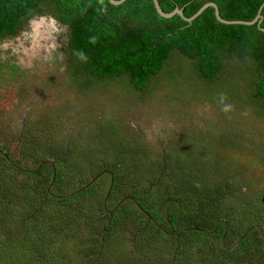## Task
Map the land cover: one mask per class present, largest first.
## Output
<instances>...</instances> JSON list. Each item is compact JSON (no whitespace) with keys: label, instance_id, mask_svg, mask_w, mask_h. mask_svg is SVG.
<instances>
[{"label":"trees","instance_id":"16d2710c","mask_svg":"<svg viewBox=\"0 0 264 264\" xmlns=\"http://www.w3.org/2000/svg\"><path fill=\"white\" fill-rule=\"evenodd\" d=\"M158 1L164 11L171 12L176 7L183 8L184 15L190 18L197 14L204 5L214 2L219 7L221 17L228 21H252L264 5V0ZM46 14H49L58 23L61 33L65 32L63 35V46L60 48L61 57L56 58L55 65L50 69L58 65L59 62L63 64L65 70H67L66 76L69 79V88L72 87L76 91L70 92L69 94L71 95L69 96H74L79 92L87 96L99 89L119 88V98L128 92L129 96L136 101L139 98L142 100L147 98L153 100L162 91V88L166 86V81L174 80L173 82H178L179 79L185 80L187 77L182 76L184 75L182 70L184 65H190L193 68L192 73L195 75V79L193 86L189 89V93H192V95H194L193 93H200L201 88L205 90L206 85L208 86L212 83L219 85L221 88L225 87L229 90L228 95L222 94L226 97L225 103L231 105L233 101L239 98L242 99L244 109L253 115V119L261 127L264 124V7L261 11L263 17L261 22L229 25L217 19L213 7L208 8L192 22L179 14L166 18L158 13L154 0H127L122 5L113 4L110 0H0V43L6 39H14L31 25V20L34 17ZM181 56L184 58V62L186 61L183 66L177 60ZM239 61L244 62L247 67L242 70L240 68V63L242 62L239 63ZM236 64L240 70L236 74L230 75L233 72L232 68ZM227 70L231 71L226 72ZM54 76L51 75V79H54ZM122 82L123 84H121ZM239 85L241 89H239ZM200 95H196L198 100L202 98ZM171 97L176 98L177 96L171 95ZM180 98L178 96V99ZM59 101L62 103L65 100L61 99ZM43 103L44 101H42ZM82 104H73L75 106L74 109H79L77 114L82 115L81 110H83L84 114L91 110L82 108ZM218 105V109L223 115L224 112L221 110L220 103ZM118 123L119 134H121L120 143L124 139L126 140L124 146L130 152L127 157H129V160L132 159L131 164H134L133 158L140 157L139 154L143 151L138 145H133L131 140L128 141L127 138L130 131L128 128H130V125L119 119ZM35 130L37 129L28 128L25 130L22 136L24 139L19 141L22 143V152L15 158L11 156L9 149H0V156H2L0 157V170H3L0 173V264H28L31 260L36 259L37 254L41 253L42 247H40L41 251L33 250L32 248L30 250L28 247V244L33 242L30 236L34 228L32 224L39 213L33 214L34 221L32 220L30 225H25L23 219L27 216L25 217L21 214L23 218L19 219L15 215V212L18 211H15L16 209L13 207L22 205L23 210L36 208L40 213L44 212V207L49 210L50 207L48 205L51 203L48 199L55 197L52 192L53 185L57 184L62 177V168L59 166V156L62 150L60 151L56 147L46 146L41 143L40 134H33ZM117 132L118 130L116 129L115 136H118ZM261 138L264 140V136ZM252 141L251 139L250 144L253 145L252 150L254 152L252 153L256 154L255 164L259 163V165H262L264 151L260 152L259 147L255 145L257 141ZM130 143L133 146L129 145ZM223 151H225V154L229 153L228 149ZM29 154L31 156H28ZM121 154L119 152V155H114L116 158L119 157V162L114 163L118 173V180H114L111 177L107 199L103 198L91 215H86V212L85 215H82L85 210V200L81 201L80 198L84 193L94 192V187L75 192L74 195L70 194L72 195L71 197H59V195H56L58 196V198H55L57 201L56 206H59V208H51L53 209L50 211L52 214L48 215L47 213V216L50 222H53L51 219H54L57 226L55 225V228L49 227L45 231L42 230L41 235H43L44 240H50L53 232L58 235L63 226L68 227L75 222L80 225L83 224L87 228L89 225L92 227V225L96 224H91V219L96 221L97 218L106 219L107 223L105 226L108 225V229L105 234H108L109 238L116 233L117 227H122L121 224H129L127 226L130 231L132 228L131 223L137 220L138 224L132 229L135 231L141 228L140 221L145 218L144 213H139L135 206L126 205L127 202L121 203V199H129L126 196L130 194L132 196L134 194L136 199L139 197L135 193L136 191L125 193L123 190L124 180L127 182L132 178L133 173H130V164H126L124 160L120 159ZM229 154L232 155V153ZM26 155L28 157L27 161ZM208 157L215 156L209 154ZM218 157L211 164L212 175L208 176V178L182 176L176 184H172L165 178L167 173L161 176L164 177V180L158 190L157 188L150 189L146 198L139 202L141 210L146 213V219L147 216L152 218V220L145 221L143 224L148 228L152 227L157 234L159 233L158 235H162V226L165 227L164 229L167 228L163 224L168 222L170 216H176L177 229L173 234L165 236V238L173 239L177 235H179V238L185 232L186 236L195 240L204 237L216 240L217 245L215 248H211L213 255L215 254L214 259L206 263L203 259L208 249L200 253L199 258L204 261V264H264V223L261 222L263 214L258 211V206L254 201L257 195H251L244 199L243 205L246 208L245 214L249 216L250 227L258 225L263 231L262 237H258L256 234L248 236L249 244L244 247L241 246L246 240L243 237L238 246H235L234 250L236 251L232 256L233 259L231 261L228 260L229 258L227 260L223 259L225 255L224 247L228 246V243L226 244L223 240L224 235H227V238L231 241L235 236H241V230L239 226L223 224L221 217H219L220 210L212 208L213 211H208V214H204L211 203L218 205L222 202V197L231 196L226 190L228 188L227 182L221 180L219 183H213L215 178L226 179V175L220 174L218 164L224 162V159L228 160L230 158L220 157L219 159ZM248 157L250 158V156ZM231 158L235 160V157ZM107 165L109 164L105 163L101 166L102 171L103 168L105 171L108 169L105 167ZM223 165L225 173L231 172L235 168L234 165ZM249 168L251 169V166ZM69 169H74V167H69ZM170 170L171 168H167L168 175ZM240 171L243 170H239L236 176L242 173ZM157 176L151 178L150 182L154 183V181L158 180ZM234 179L230 183L232 190L241 181L239 177ZM262 179L264 180V176ZM183 181L194 188V192L191 195H185L186 191L183 188L186 186ZM201 181L210 188L205 187L202 191L196 190V182ZM34 190L36 192L35 196H33ZM172 190L180 193L184 202L177 204L178 206L174 209V211H178L176 214L170 215L169 213L164 215L161 210L162 200L160 196L163 197L162 199L168 198V195L172 194ZM233 191L232 195L236 196ZM116 194L120 198L122 197L121 199L119 198V204L117 203L118 198H115ZM184 199L187 201V208L181 206L185 203ZM31 200L34 202L40 201L41 203L35 205ZM44 201L48 205L46 203V205L42 204ZM112 203L114 205L117 204L114 206ZM81 209L82 212L80 213ZM200 214L204 215L201 217L199 216ZM10 215L17 217V222H11V226L9 221L7 222V217ZM150 215H154L155 218L159 216L161 223L156 225L153 220L155 218ZM72 217L75 218L72 219ZM4 218L8 223V226L5 225L6 230L4 225H1L4 224ZM182 219L185 226L194 227L193 231L188 232L187 230L186 232L181 229ZM35 224L37 225L36 222ZM169 228H171V225ZM93 229L98 230L96 226ZM194 236H197V238ZM92 244L84 243L82 248L88 250L82 254L84 256L77 258L79 260L73 264H90L88 259L95 258L97 260L99 258L101 253L92 252ZM145 244L146 242L144 241L142 249L144 246H149ZM41 245H44V243ZM88 246H90V249ZM162 246L164 245L161 243L160 249ZM61 252L60 255L64 256ZM91 252L92 254L85 255V253ZM125 252L129 253V251L124 249L121 253L118 252V258L115 257L117 254H114V259H118L121 263L114 260L110 261V264H135L137 261H130ZM48 255L49 253L47 255L42 253L40 264H55L52 263L53 261ZM139 258V263L136 264L159 263L150 262L148 256ZM161 264L165 263L162 262ZM180 264L185 263L180 262Z\"/></svg>","mask_w":264,"mask_h":264},{"label":"rangeland","instance_id":"374dc122","mask_svg":"<svg viewBox=\"0 0 264 264\" xmlns=\"http://www.w3.org/2000/svg\"><path fill=\"white\" fill-rule=\"evenodd\" d=\"M64 33H61L58 23L49 14L37 15L31 20V25L18 36L0 43V149H9L11 156L15 158L22 152V143L19 141L24 139L23 133L29 128L37 129L33 134H40L41 143L62 150L59 156L62 177L57 184L53 185L52 189L55 197L48 199L50 205L46 201L42 202L50 207L49 210L44 207V212L40 213L36 208L23 210L22 205L13 207L16 209L15 211H18L15 212V215L19 219L23 218L21 214L27 216L23 219L25 225H30L31 221H34L33 214L39 213L35 220L37 225L35 222L32 224L34 228L30 236L33 242L28 244V247L30 250L37 251H41L40 247H42V251L39 255L37 254L35 260H31L28 264H40L42 253L46 255L49 253L48 256L52 259V263L73 264L88 250L82 248L84 243H93L92 252L101 253L97 260L95 258L88 259L90 264H110V261L114 260L117 262L118 259H114V254L121 253L123 249L129 251V253H125L130 261H137L135 264L139 263V257L144 258V256H148L150 262H159L158 264L162 262L165 264L210 262L215 258L211 248H215L217 245L216 240L214 241L210 237L195 240L186 236L185 232L179 238V235L173 239L165 238L176 231V216L168 218V222L163 224L167 228L164 229L165 227L162 226V235H158L159 233L157 234L152 227L144 226L143 223L152 220V218L147 216L146 219V213L141 210L139 202L146 198L150 189L157 188L158 190L164 180V177L161 176L166 173L165 178L172 184H176L182 176L208 178L212 175L211 164L219 155L220 157H230L218 164L220 174L226 175V179L215 178L213 183H219L221 180L227 182L226 190L231 196L222 197V202L218 205L211 203L204 214L213 211L212 208L220 210L219 217H221L222 223L239 226L242 236L237 235L230 241L227 235H224L223 240L226 244L228 243V246L224 247L223 259L229 258L230 261L233 259L232 256L236 251L234 250L235 246H238L243 237L246 238L244 244L241 245L243 247L249 244L248 236L256 234L258 237H262L263 231L258 225L250 227L249 216L245 214L246 208L243 205V200L251 195H257L254 201L258 206V211L263 214L261 222L264 223V180L262 179L263 182H261V178L264 176V161L262 165L255 164L256 154L252 153L254 152L253 145L250 144L251 139L252 142L257 141L255 145L259 147L260 152L264 151V140L261 138L264 136V124L261 127L253 119V115L244 109L242 99L239 98L231 103L232 112L221 115V111L218 109L219 97L222 94L228 95V89L212 83L206 85L205 90L201 88L200 93H193L194 95L189 93L190 87L194 84L195 75L192 73V66L184 65L186 61L184 62L182 56L177 60L182 63V66L184 65L182 70L184 75L182 76L187 78L179 79L178 82L166 81V86L153 100L139 98L136 101L129 96L128 92L125 95L121 94L123 96L119 98V88L99 89L87 96L80 92L69 96L70 92L76 91L72 87L69 88L67 70L63 64L59 62L58 65L50 69L55 65L56 58L61 57L60 48L63 46ZM51 63L53 64L50 65ZM245 67L247 66L244 62L240 63L242 70ZM232 69L233 72L230 75L236 74L240 70L237 68V64ZM51 75H55L54 79H51ZM239 89H241L240 85ZM171 95L177 97L172 98ZM196 95H200L202 98L198 100ZM178 96L181 98L178 99ZM61 99L65 101L61 103L59 101ZM42 101H44L43 104ZM73 104H82V108L91 110L85 114L81 110L82 115H80L77 114L79 109H74ZM118 119L130 125L127 139L131 140L133 145L141 147L143 151L139 154L140 157L133 158L134 164H131L132 159L129 160L127 157L130 152L124 146L126 140L124 139L120 143L121 134H119ZM116 129L118 136H115ZM131 143L129 145L133 146ZM231 146L232 148H230ZM226 149L232 155L225 154L223 150ZM119 152L122 153L120 159L124 160L126 164H130V173L135 175L132 174V178L127 182L124 180L125 183L122 185L124 192L136 191L135 193L139 197L142 196L136 199L134 194L133 196L130 194L126 196L129 199L124 200L116 194L115 198H118V204L120 198L122 204L127 202L126 205L135 206L139 213H144L145 218L140 221L141 228L135 231L132 229L138 224L137 220L131 223L133 231L131 229L129 231L127 226L129 224H121L122 227H117L116 233L109 238L108 234H105L108 229V225L105 226L106 219L97 218L96 221L91 219L90 223L96 224L92 227L88 224L87 228L85 225L75 222L71 226H63L58 235L53 232L50 237L51 242L48 239L44 240L41 235L42 230L57 226L54 219H51L53 222H50L47 216V213L48 215L52 214L51 210L59 208L56 206L55 198H58L56 195L71 197L70 194L74 195L75 192L94 187V192L84 193L80 198L81 201L85 200V210L82 215H85V212L86 215H91L95 212L97 204L103 198L107 199L111 177L118 180L114 163L119 162V157L116 158L114 155H119ZM209 154L215 157H208ZM167 155L170 156V162ZM25 157L27 161V155ZM220 157L218 158L220 159ZM231 157H235V160H232ZM104 162L109 164L105 166L108 171H105L104 168L102 171L101 166L105 164ZM98 164L99 166H97ZM223 164L234 165L235 168L233 171L225 173ZM69 167H74V169H69ZM167 168H171L169 175ZM239 170L243 171H240L242 173L236 176ZM1 171L3 172L0 170V173ZM154 176L159 179L152 183L150 179ZM235 177L241 178V181L233 191L230 183L235 180ZM183 183L186 186L183 188L186 191L185 195H191L194 188L185 181ZM196 185V190L202 191L205 187L210 188L202 181L196 182ZM35 190L33 196L36 195ZM232 191L236 193V196L232 195ZM160 197L162 200L161 210L164 215L176 214L178 211H174V209L178 206L177 204L184 202L180 193L175 190H172V194L168 195V198ZM33 203L39 205L41 202L33 201ZM186 204L185 200L181 206L187 208ZM204 214L199 216L202 217ZM150 216L155 218L154 215ZM17 217L13 215L7 217L10 226L11 222H17ZM189 218L191 219V217ZM186 219L188 218L186 217ZM153 220L156 225L161 223L159 216ZM3 222L4 224L1 225H4L6 230L8 223L5 218ZM182 223L183 231H193L194 227L185 226L183 219ZM170 225L172 229L169 228ZM94 226L98 230L93 229ZM194 237L197 238V236ZM144 241L145 245L149 246H144L142 249ZM42 243L44 245H41ZM161 243L164 246L160 249ZM88 248L90 249V246ZM205 249L208 250L204 261H201L199 256ZM60 252L64 256L60 255ZM92 252L85 253V255L92 254ZM230 254H232L231 257H229ZM115 257L118 258V254Z\"/></svg>","mask_w":264,"mask_h":264},{"label":"water","instance_id":"95a60500","mask_svg":"<svg viewBox=\"0 0 264 264\" xmlns=\"http://www.w3.org/2000/svg\"><path fill=\"white\" fill-rule=\"evenodd\" d=\"M113 4H116V5H122L123 3H125L127 0H110ZM154 4H155V7L157 8L158 10V13H160L163 17H166V18H170V17H173L174 15L176 14H179L181 15L183 18L189 20L190 22L194 21L197 17H199L203 12H205L208 8L210 7H213L215 9V14H216V17L217 19L224 23V24H235V23H239V24H243V23H247V24H252V23H255L256 21H262L263 17L261 15V11L264 7V5L260 8V11H259V14L256 16V18L252 21H245V20H225L221 17L220 15V10H219V7L216 3L214 2H211V3H207L206 5H204L199 11L197 14H195L193 17H187L184 15V11H183V8H179V7H176L173 11L171 12H166L163 10V8L161 7V4L158 0H154Z\"/></svg>","mask_w":264,"mask_h":264},{"label":"clouds","instance_id":"9594fccd","mask_svg":"<svg viewBox=\"0 0 264 264\" xmlns=\"http://www.w3.org/2000/svg\"><path fill=\"white\" fill-rule=\"evenodd\" d=\"M225 99H226V97L221 95L219 98V103L221 105L222 112H224L225 114H228V113L233 111V107H232V105L225 103Z\"/></svg>","mask_w":264,"mask_h":264}]
</instances>
